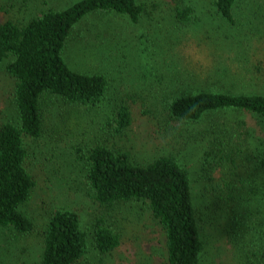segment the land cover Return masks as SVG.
<instances>
[{
	"label": "trees",
	"instance_id": "1",
	"mask_svg": "<svg viewBox=\"0 0 264 264\" xmlns=\"http://www.w3.org/2000/svg\"><path fill=\"white\" fill-rule=\"evenodd\" d=\"M239 1L212 0L214 13L228 27L252 26L253 33L264 21V12L253 11L249 0L236 15ZM144 11L145 5L137 0H76L24 22L6 19L0 23V62L13 56L6 70L15 78L17 113L15 122L0 124V227L20 234L34 230L32 219L22 209L35 185L27 168L28 147L46 129L53 146L64 141L74 149L98 204L140 201L148 206L164 233L166 264H210L205 259L209 236L200 225L205 215L230 245L237 264H264V91L229 93L203 86L191 82L173 62L174 73L153 107L164 109L165 122L200 125L188 133L189 138L205 139L214 151L222 171L216 183L209 184L210 206L204 210L203 204H196L189 170L173 155H159L140 164L128 152L106 144L130 125L128 100L110 99L103 73L80 71L64 59L66 41L83 18L105 13L137 23ZM173 12L178 30L196 23L195 8L187 3L176 0ZM256 30L264 35V27ZM53 97L63 106L58 105L57 113L52 110L51 121L44 123L43 105ZM91 108L93 114L103 113L94 142L86 134L95 121ZM87 236L75 210L56 208L42 229L43 248L36 264L78 263L88 250ZM91 237L102 253L119 243L118 233L101 219Z\"/></svg>",
	"mask_w": 264,
	"mask_h": 264
},
{
	"label": "rangeland",
	"instance_id": "2",
	"mask_svg": "<svg viewBox=\"0 0 264 264\" xmlns=\"http://www.w3.org/2000/svg\"><path fill=\"white\" fill-rule=\"evenodd\" d=\"M74 1L0 0V23L6 19L24 22L48 8H65ZM137 1L145 5L137 23L105 13L83 18L66 41L64 59L80 71L103 73L108 79L110 99L118 96L128 100L131 123L121 136L106 144L128 152L130 159L140 164L159 155H173L189 170L196 204H203L205 210L210 206L209 184L216 183L222 171L214 151L205 139L189 138L188 133L200 125L165 122L164 109L154 108L153 102L160 100L161 88L170 81L173 66L177 65L191 82L203 86L229 93L264 91V35L256 30L264 27V21L253 33L252 26L233 29L215 15L212 0H180L195 8L197 19L191 27L178 30L174 27L176 0ZM248 1H239L236 15ZM250 6L253 11L259 8L264 12V0H252ZM234 32L236 35H223ZM12 57L0 62V124L17 120L13 103L15 78L6 70ZM173 62L176 64L172 66ZM58 105L63 106L55 97L43 105L44 123L51 121V111ZM92 110L90 115L95 121L86 134L94 142L103 113L93 114ZM53 145L43 129L42 136L28 147L27 168L35 185L22 209L32 219L34 230L20 234L10 227H0V264H36L43 248L42 229L56 208L75 210L87 232L88 250L76 264H166L164 233L148 206L140 201L98 204L71 145L66 146L64 141ZM98 219L119 235L118 245L108 252L98 251L91 237ZM200 225L209 236L206 261L237 264L230 245L218 234V228L208 223L206 215Z\"/></svg>",
	"mask_w": 264,
	"mask_h": 264
}]
</instances>
